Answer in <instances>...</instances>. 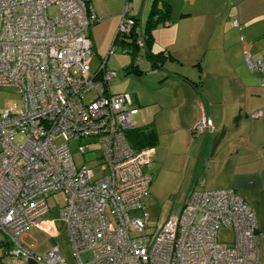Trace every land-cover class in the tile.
Instances as JSON below:
<instances>
[{
	"label": "built area",
	"instance_id": "built-area-1",
	"mask_svg": "<svg viewBox=\"0 0 264 264\" xmlns=\"http://www.w3.org/2000/svg\"><path fill=\"white\" fill-rule=\"evenodd\" d=\"M101 19L92 0H0V87L21 96L19 109L0 111V264H62L55 221L46 218L53 193L65 195L60 215L78 264H258L256 212L231 188L190 190L177 213L149 230L145 169L154 149L128 141L137 108L130 94L110 92L117 73L105 61L90 72L89 31ZM233 25L240 28L237 18ZM134 29L144 48L136 19L124 14L117 34ZM245 61L264 71V56ZM213 130L205 114L193 128L202 136ZM69 141L83 155L95 152L96 164L76 165ZM30 227L51 236L45 254L22 240Z\"/></svg>",
	"mask_w": 264,
	"mask_h": 264
},
{
	"label": "crops",
	"instance_id": "crops-1",
	"mask_svg": "<svg viewBox=\"0 0 264 264\" xmlns=\"http://www.w3.org/2000/svg\"><path fill=\"white\" fill-rule=\"evenodd\" d=\"M153 3L92 0L102 18L89 31L93 49L111 50L124 14L137 19L143 29ZM169 3L170 18L153 30L151 47L169 56L152 69L141 54L152 72L147 81L151 87L146 88L153 96L147 97L144 89L118 92L130 94L137 108L138 122L134 115L136 127L126 132L128 141L135 149L153 147V163L157 147L169 137V155L178 157L180 168L187 171L183 179L188 189L231 188L241 196L256 212L258 264H264V117H252L264 110V71L251 72L245 61L246 54L255 60L264 56V0ZM234 18L240 28L233 25ZM168 59L180 63L178 72L167 70ZM132 64L141 72L139 64ZM168 77L174 86H169ZM204 114L213 120L214 130L194 134Z\"/></svg>",
	"mask_w": 264,
	"mask_h": 264
},
{
	"label": "rangeland",
	"instance_id": "rangeland-1",
	"mask_svg": "<svg viewBox=\"0 0 264 264\" xmlns=\"http://www.w3.org/2000/svg\"><path fill=\"white\" fill-rule=\"evenodd\" d=\"M55 12V8L50 10V13ZM108 49L105 51L101 50V52L94 50L91 74L99 68L102 61H105L106 68L117 73V76L109 84L110 92L118 93L123 90L133 92L144 89L146 90L147 97H152L154 92L146 88L151 87L147 81L148 78H151L152 72H148L147 62L141 58L142 50L140 49L137 59L133 60V54L125 52L121 47H117L114 51H108ZM133 62L139 64L141 72L140 70L137 72L131 71L132 68L130 66H132ZM165 65L167 70L175 73L178 72L177 67L180 63L168 59ZM168 79L171 82L169 86H174V80L170 77ZM20 105L21 96L18 93L12 89L0 87V111L5 109L16 111ZM134 120L135 122L138 120V115H135ZM68 144L76 165L80 166L87 162L92 167L96 164L95 152L92 151L83 155L78 149V142L69 141ZM168 144H170L169 137L163 139V142L157 147V155L154 158V162L147 170L152 176L150 193L144 199L146 212L150 215V222L148 224L150 231L155 229L157 225L164 224L173 212H177L183 204L186 193L189 190H193V187L188 189V185L183 179L188 173L186 170L180 168L177 161L178 157H170L169 150L167 149ZM92 148H95V145ZM47 201L50 211L46 215V218L55 221V226L58 231V237L55 238V241L64 256L62 264H78L69 241L66 223L60 215L61 208L65 203V195L63 193H53L48 195ZM21 238L26 245L34 247V250L41 255L45 254L53 246L51 236L46 231L37 227L27 228L21 234ZM229 238V230L221 229L219 232V240L228 242ZM3 240L4 237L0 234V257L3 256L6 250V246H3L1 243ZM89 257V253L82 254L84 260ZM13 264H16L15 259L13 260Z\"/></svg>",
	"mask_w": 264,
	"mask_h": 264
},
{
	"label": "trees",
	"instance_id": "trees-1",
	"mask_svg": "<svg viewBox=\"0 0 264 264\" xmlns=\"http://www.w3.org/2000/svg\"><path fill=\"white\" fill-rule=\"evenodd\" d=\"M171 15V5L169 0H154L153 6L151 8L149 17L146 21L145 27L142 29L141 33L144 35L145 38V46L144 48H140L136 44V36L137 30H133L131 33L126 34H117L112 46V49H116L117 47H121L126 52H130L133 54V60L137 59L138 53L141 51V54L150 60V67L157 68L161 67L164 64L167 55L165 51H160L158 53H154L151 49L153 44V30L159 24L166 23ZM136 22L139 25V21L136 19ZM143 52V53H142ZM132 69L131 71L137 72V68L132 64L130 66Z\"/></svg>",
	"mask_w": 264,
	"mask_h": 264
},
{
	"label": "water",
	"instance_id": "water-1",
	"mask_svg": "<svg viewBox=\"0 0 264 264\" xmlns=\"http://www.w3.org/2000/svg\"><path fill=\"white\" fill-rule=\"evenodd\" d=\"M28 264H36L33 260H29Z\"/></svg>",
	"mask_w": 264,
	"mask_h": 264
}]
</instances>
